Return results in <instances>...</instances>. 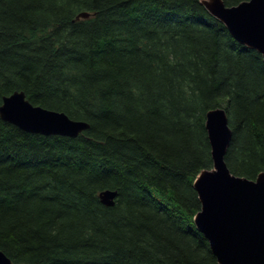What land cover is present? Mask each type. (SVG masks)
Here are the masks:
<instances>
[{
  "label": "trees",
  "instance_id": "trees-1",
  "mask_svg": "<svg viewBox=\"0 0 264 264\" xmlns=\"http://www.w3.org/2000/svg\"><path fill=\"white\" fill-rule=\"evenodd\" d=\"M16 90L89 128L0 116V249L15 264H218L195 224L207 112L226 110L230 171L264 172V59L201 0H0V106Z\"/></svg>",
  "mask_w": 264,
  "mask_h": 264
},
{
  "label": "water",
  "instance_id": "water-1",
  "mask_svg": "<svg viewBox=\"0 0 264 264\" xmlns=\"http://www.w3.org/2000/svg\"><path fill=\"white\" fill-rule=\"evenodd\" d=\"M201 1L239 43L257 50L264 59V0H244L232 6L224 0ZM0 116L24 131L44 135L77 137L89 128L87 121L34 105L18 90L3 98ZM206 126L213 168L202 170L194 183L202 204L195 224L208 239L218 264H264V172L250 179L228 168L225 155L232 129L224 107L207 112ZM116 197L117 192L110 189L100 193L108 206L115 204ZM0 264L15 263L0 249Z\"/></svg>",
  "mask_w": 264,
  "mask_h": 264
},
{
  "label": "bare ground",
  "instance_id": "bare-ground-1",
  "mask_svg": "<svg viewBox=\"0 0 264 264\" xmlns=\"http://www.w3.org/2000/svg\"><path fill=\"white\" fill-rule=\"evenodd\" d=\"M16 91H17V90H16ZM18 91H19V90H18ZM9 95H10V94H9ZM6 96H7V95H6ZM61 112H63V111H61ZM67 115H68V114H67ZM69 117H70V116H69ZM70 118H71V117H70ZM72 119H73V118H72ZM74 120H77V119H74ZM82 121H85V120H82ZM86 130H87V129H86ZM84 131H85V130H84ZM84 131H83V132H84ZM83 132H81V133H83ZM81 133H80V134H81ZM80 134H79V135H80ZM79 135H78V136H79ZM63 136H64V135H63ZM78 136H77V137H78ZM104 190H108V189H104ZM104 190H102V191H104ZM110 190H113V189H110ZM102 191H101V192H102ZM113 191H116V190H113ZM101 192H100V193H101ZM116 192H117V191H116ZM116 198H117V197H116ZM115 202H116V199H115ZM13 262H14V261H13ZM14 263H15V262H14Z\"/></svg>",
  "mask_w": 264,
  "mask_h": 264
}]
</instances>
